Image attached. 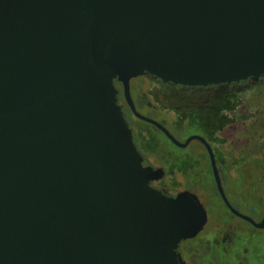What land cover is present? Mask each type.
I'll list each match as a JSON object with an SVG mask.
<instances>
[{"label":"water","instance_id":"95a60500","mask_svg":"<svg viewBox=\"0 0 264 264\" xmlns=\"http://www.w3.org/2000/svg\"><path fill=\"white\" fill-rule=\"evenodd\" d=\"M187 87L264 76V0H0V264H184L208 222L152 182L119 105L131 81Z\"/></svg>","mask_w":264,"mask_h":264},{"label":"flooded vegetation","instance_id":"af4514ba","mask_svg":"<svg viewBox=\"0 0 264 264\" xmlns=\"http://www.w3.org/2000/svg\"><path fill=\"white\" fill-rule=\"evenodd\" d=\"M144 78H148L150 81L159 84L158 86L162 91L164 99H160L162 96L158 94L152 95L141 88L133 86L132 91H134L137 97L136 102L133 100L136 110L137 107H140L149 113L162 114L163 118L164 115H167L166 112L171 114L172 119H174L172 127L165 119L158 123L164 126L177 141L179 140L168 127L174 130L176 135L184 134L185 130L198 131V133L190 137H202L211 146L214 153L215 165L228 203L239 214L251 218L256 223H260L264 218V213L260 219L257 220L255 218L259 216L258 211L261 209L257 199L259 189L254 192V185H251V182H244L241 175H239L241 172L238 167L243 166L247 161L226 158L222 154L223 149L216 148L215 144L211 142L210 135H214L215 138L226 142L222 137V133L226 129L227 124L236 122V117L232 114V111L228 113L233 119L230 122H225L226 105L221 104V100L223 99L221 90L229 85L226 87H223V85L187 87L163 84L150 76H145ZM251 82L254 84V80H251ZM118 90L119 105L122 107L124 116L133 134L134 144L144 160L143 164L145 167L162 168L165 171V177L169 167L173 171H180L183 168L182 172L189 177L190 181L191 174L194 173L193 171L202 167L200 168L202 174L204 165L207 167L208 178L204 180L206 182L194 187L188 179L184 188L175 194L168 192L167 189L161 186L165 177L158 182L151 183L154 189L162 191L170 197H175L183 191H189L197 195L200 201L201 197L202 200L206 201L204 203L201 201L208 214V222L204 230L196 238L183 241L178 247L177 252L184 264H252L251 260L264 259V228L259 229L255 227L247 220L236 215L228 207L219 193L214 176L213 161L204 144L200 140L195 139L185 148L177 147L156 126L136 118L125 101L123 88L120 83ZM150 98L153 99L155 104L152 103ZM214 115L216 119L215 121H211ZM217 119L218 121L216 122ZM134 122L136 123L135 125H133ZM201 122H204V127H200L199 123ZM210 129L213 131L210 132ZM144 130L149 132L150 136H147ZM152 132L162 134L175 150L170 151L168 156L163 155L161 158L154 157V154L149 155L147 150L150 144L156 142L154 139L158 138ZM186 141L179 142L184 144ZM149 150L152 152L153 149ZM152 157L154 158L151 159ZM220 157L223 158L221 159ZM210 193L211 195H215V200L210 198ZM262 196L264 198V194Z\"/></svg>","mask_w":264,"mask_h":264},{"label":"trees","instance_id":"16d2710c","mask_svg":"<svg viewBox=\"0 0 264 264\" xmlns=\"http://www.w3.org/2000/svg\"><path fill=\"white\" fill-rule=\"evenodd\" d=\"M143 79L145 78L133 80L132 87L134 83ZM115 85L118 88L119 83L115 81ZM251 85L254 86V89L251 90L249 96L238 102L234 107L235 109L232 110L236 122L227 124L222 133V137L227 142L222 154L229 159L247 161L246 164L238 167L241 172L239 175L244 182H251V185H254V192L259 189L258 205L264 211V198L262 196L264 194V76L259 81H254V84L251 80H247L239 84L223 85V87L228 86L223 90ZM238 93L234 90L224 93L221 95L223 96L221 101H226L224 103L227 104L234 95L243 98V93L241 94L239 91ZM253 112L256 114L249 118Z\"/></svg>","mask_w":264,"mask_h":264},{"label":"rangeland","instance_id":"374dc122","mask_svg":"<svg viewBox=\"0 0 264 264\" xmlns=\"http://www.w3.org/2000/svg\"><path fill=\"white\" fill-rule=\"evenodd\" d=\"M159 84H157V83H155V82H152V81H150L149 79H143V80H139V82H136V83H134V87L135 88H141V89H143L145 92H147V93H149V94H158V95H160V96H162V97H160V99H164L163 98V95H162V91H161V89H160V87L158 86ZM254 86L253 85H251V86H243V87H237V88H233V89H225V90H221V95L222 94H224V93H229L231 90L233 91H237V93H238V91L242 94L243 93V98L242 97H235V96H237V95H234V97H232V98H230L231 100L230 101H228V103L226 104V103H224V102H226V101H222L221 102V104L222 103H224L225 105H226V111L227 112H225V122H230L233 118L229 115V113L228 112H230V111H232L233 109H235L234 107H235V105L238 103V102H241V100L242 99H246V97L247 96H249V94L252 92L251 90L252 89H254L253 88ZM131 91H132V82H131ZM254 91V90H253ZM238 95H239V93H238ZM132 98H133V100H134V102H136V95H135V93H134V91H132ZM151 99V101H152V103L153 104H155V102L153 101V99L152 98H150ZM236 100V101H233V100ZM137 110H138V112L139 113H141L142 115H144V116H146V117H149V118H151V119H153V120H155V121H157V122H162V120H167L168 121V123H169V125L172 127L173 125H172V121L174 120V119H172L173 117H172V115L171 114H169V113H167L166 112V114L167 115H164V118H163V115L162 114H156V113H149L148 111H146V110H144V109H141L140 107H137ZM216 111H217V109H216ZM256 113H251V115L249 116V118H251V117H253L254 115H255ZM246 119H249L248 117H245ZM215 119H216V116L214 115L213 117H212V119H211V121H215ZM219 119V118H218ZM218 119L216 120V122L218 121ZM204 122H201V123H199L200 124V127H204V124H203ZM136 123L134 122V124L133 125H135ZM173 124H174V122H173ZM146 126H148V125H146ZM145 127V126H144ZM149 127V126H148ZM148 129H151V128H148ZM168 129L173 133V134H175V136H176V138L179 140V141H186V140H188V138L191 136V135H193V134H196V133H198V131H194V130H185L184 131V134H181V135H176V132L174 131V130H172V129H170V127H168ZM200 129H203V128H200ZM204 129H208V128H204ZM146 130V129H145ZM144 130V131H145ZM147 131V130H146ZM145 131V134L147 135V136H150L149 135V132H146ZM211 131H213L212 129H210V132ZM153 133V132H152ZM155 136H158V138L157 139H154L156 142H152L151 144H150V146H149V149H153L152 150V152L148 149L147 150V153L149 154V155H151V154H154V157H157V158H161L163 155L164 156H168V154L170 153V151H172V150H175L174 149V147L171 145V143H169L168 141H167V139H165V137H163V135L162 134H160V133H157V132H155V133H153ZM211 136V142L213 143V144H215V146H216V148H219V149H223V147H225L224 145H226V142L225 141H223V140H221V139H219V138H215L214 137V135H210ZM160 137V138H159ZM221 144V145H220ZM154 157H152L151 159H153ZM224 157V156H223ZM223 157H220L221 159L223 158ZM200 168H202V167H199V169L197 170L196 169V171H193L194 173L193 174H191L192 176H191V181H190V179H189V177L188 176H186L183 172H182V170H184L183 168L180 170V171H173V169L171 170L170 169V167H169V170H168V173L166 174V177L164 178V180H163V183H162V187L164 188V189H167V191L168 192H170V193H173V194H175V193H177V192H179V191H181L183 188H184V186H185V183H187V180L189 179V182H192V185L195 187L196 185H198V184H203V182H206V181H204V180H206L207 178H208V173H207V171H206V166L204 165V169H203V172H202V174H201V170H200ZM192 187V186H191ZM201 192V191H200ZM203 193V192H202ZM200 195V194H199ZM209 195H211V193L209 194ZM201 197V196H200ZM210 198L212 199V200H215V195L214 194H212L211 196H210ZM201 201L204 203V202H206L204 199L202 200V197H201ZM244 212V211H243ZM259 216H257V217H255L257 220L258 219H260L261 218V216L263 215V213H264V211L262 210V209H260L259 211ZM246 213V212H245ZM260 234V233H259ZM261 252V251H260ZM259 252V253H260ZM254 261H255V264H264V259H259V260H251V262H252V264H254Z\"/></svg>","mask_w":264,"mask_h":264}]
</instances>
